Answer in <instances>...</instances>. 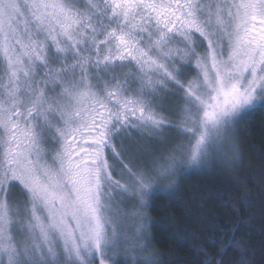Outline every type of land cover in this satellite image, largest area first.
Segmentation results:
<instances>
[{"label": "snow or ice", "instance_id": "6c2138e0", "mask_svg": "<svg viewBox=\"0 0 264 264\" xmlns=\"http://www.w3.org/2000/svg\"><path fill=\"white\" fill-rule=\"evenodd\" d=\"M257 111L264 0H0V264H155L149 198ZM218 220L198 264L247 255Z\"/></svg>", "mask_w": 264, "mask_h": 264}, {"label": "trees", "instance_id": "16d2710c", "mask_svg": "<svg viewBox=\"0 0 264 264\" xmlns=\"http://www.w3.org/2000/svg\"><path fill=\"white\" fill-rule=\"evenodd\" d=\"M241 127L235 162L190 170L179 179L171 199L163 192L151 203L149 234L156 264H198L202 257L197 241L210 237L207 228L222 223L218 218L225 213L232 225L243 221L235 236L245 242L247 255L235 256L230 248L224 264H240L241 258L243 264H264V111L248 116Z\"/></svg>", "mask_w": 264, "mask_h": 264}, {"label": "rangeland", "instance_id": "374dc122", "mask_svg": "<svg viewBox=\"0 0 264 264\" xmlns=\"http://www.w3.org/2000/svg\"><path fill=\"white\" fill-rule=\"evenodd\" d=\"M163 147V145L162 144H160V143H156V144H154L153 146H151V148H154V149H157V150H159V149H161ZM225 151L227 152L228 151V146L226 145L225 146ZM238 159V157L237 158H233L231 155H226V156H224V157H221V158H218L217 160H215V161H213L212 163H210L208 166H206V167H204V168H210V167H212V166H214V165H216V166H221V167H229L230 166V164H232L233 162H235L236 160ZM202 169V168H201ZM190 170H197V169H189L188 171H190ZM187 171V172H188ZM179 182V178H178V180H177V183ZM177 185V184H176ZM176 187V186H175ZM174 187V188H175ZM171 191H173V189L171 190ZM165 192H167L168 193V191H164V193ZM161 193H163V192H161ZM158 194V193H157ZM149 203H152V201H151V198H149ZM149 209L150 208H146L145 209V215H146V217H147V219H146V221H145V228H146V231H147V236H148V240H147V245H148V250H149V254L152 256V258H153V260H154V262H155V257H154V253H153V250H152V248H151V245H150V232H149V229H150V222H151V220H150V214H149ZM156 264V263H155Z\"/></svg>", "mask_w": 264, "mask_h": 264}]
</instances>
